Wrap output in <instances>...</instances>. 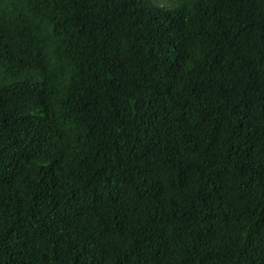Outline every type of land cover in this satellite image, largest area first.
I'll list each match as a JSON object with an SVG mask.
<instances>
[{"label":"trees","instance_id":"16d2710c","mask_svg":"<svg viewBox=\"0 0 264 264\" xmlns=\"http://www.w3.org/2000/svg\"><path fill=\"white\" fill-rule=\"evenodd\" d=\"M0 74V264H264V0H0Z\"/></svg>","mask_w":264,"mask_h":264},{"label":"rangeland","instance_id":"374dc122","mask_svg":"<svg viewBox=\"0 0 264 264\" xmlns=\"http://www.w3.org/2000/svg\"><path fill=\"white\" fill-rule=\"evenodd\" d=\"M31 72H32V74L34 75V76H37V77H41V78H43V75L41 74V72L40 71H38V70H36V69H31ZM31 74V75H32ZM4 82V79H3V77H2V75L0 74V83H3Z\"/></svg>","mask_w":264,"mask_h":264}]
</instances>
